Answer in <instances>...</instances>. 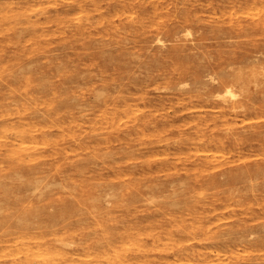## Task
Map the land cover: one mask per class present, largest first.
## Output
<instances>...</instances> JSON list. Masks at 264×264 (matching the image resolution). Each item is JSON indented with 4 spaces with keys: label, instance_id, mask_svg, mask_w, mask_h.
Listing matches in <instances>:
<instances>
[{
    "label": "rangeland",
    "instance_id": "obj_1",
    "mask_svg": "<svg viewBox=\"0 0 264 264\" xmlns=\"http://www.w3.org/2000/svg\"><path fill=\"white\" fill-rule=\"evenodd\" d=\"M0 264H264V0H0Z\"/></svg>",
    "mask_w": 264,
    "mask_h": 264
},
{
    "label": "bare ground",
    "instance_id": "obj_2",
    "mask_svg": "<svg viewBox=\"0 0 264 264\" xmlns=\"http://www.w3.org/2000/svg\"><path fill=\"white\" fill-rule=\"evenodd\" d=\"M239 79V78H238ZM224 92L228 94L229 96H234V92L231 90V87L227 84L225 85ZM236 96V95H235ZM4 190V189H3ZM6 191V190H5Z\"/></svg>",
    "mask_w": 264,
    "mask_h": 264
}]
</instances>
